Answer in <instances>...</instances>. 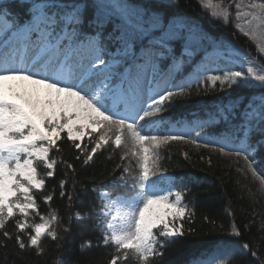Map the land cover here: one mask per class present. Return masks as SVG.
<instances>
[{
	"label": "snow or ice",
	"instance_id": "6c2138e0",
	"mask_svg": "<svg viewBox=\"0 0 264 264\" xmlns=\"http://www.w3.org/2000/svg\"><path fill=\"white\" fill-rule=\"evenodd\" d=\"M176 2L19 0L21 13L12 11V0L0 3V249L7 250L12 242L18 251L30 249L39 256L43 238H59V216L55 211L41 215L34 192L45 188L38 165L48 178L55 176L58 161L50 153L59 151L62 134L83 155L84 164L106 146L119 150L126 139L131 144L119 157L122 171L115 181L128 191L113 197L105 186L97 192L104 201L96 213L104 228L101 242L114 249L108 264L129 258L136 264H157L166 243L185 234L182 221L195 215L160 163V149L172 142L200 146L201 138L209 137L203 147L237 165L243 161L238 173L258 182L256 192H249L264 197L259 168L264 164V64L215 39L205 23L179 12ZM200 3L206 11L211 8L210 19L234 22L264 57V0ZM199 54L206 60L190 78L177 81L173 71ZM234 66L242 70H231ZM217 86L220 91L233 86L258 91L237 93L229 102L201 109L195 119L177 121L180 134H143L145 125L154 130L163 123L161 114L176 99ZM146 88L152 95H145ZM86 137L87 146L82 143ZM62 162L75 173L72 163ZM164 181L167 190L160 187ZM67 184L61 179L58 187L60 196L71 202ZM43 200L50 203L53 195ZM153 206L160 211H151ZM33 214L39 223L30 222ZM74 216L85 219L79 212ZM10 221L14 232L7 230ZM64 231L70 232V226ZM232 232L241 235L235 227ZM91 246L90 241L82 245ZM238 252L257 257L248 242L225 243L192 264H233Z\"/></svg>",
	"mask_w": 264,
	"mask_h": 264
},
{
	"label": "trees",
	"instance_id": "16d2710c",
	"mask_svg": "<svg viewBox=\"0 0 264 264\" xmlns=\"http://www.w3.org/2000/svg\"><path fill=\"white\" fill-rule=\"evenodd\" d=\"M219 2L220 0H210L211 4ZM242 3L247 5L249 0H242ZM11 7L14 13L22 12L19 0H12ZM176 8L184 15L205 23L215 39L230 42L264 64V57L258 55L256 42L241 34L234 22L225 24L220 20L210 19L211 8L204 10L200 0H177ZM254 91L258 90L243 86H233L226 91H220L218 86L216 89L203 88L199 90V94L193 92L189 97L176 99L166 108V112H184L200 101H230L237 93L244 96L251 95ZM62 135L65 138L58 141L59 151L53 150L50 153L58 161L55 176L48 178L47 170L38 165L40 177L45 179V188L38 193L34 192L41 215L47 216L55 211L59 216L60 219L55 224L59 238L55 241L50 237L43 238L41 247L44 252L39 256L30 249L20 252L9 242L7 250L0 249V264H108L111 259L114 249L102 244L101 228L97 224L96 213L102 206L97 192L108 187L109 181L120 177L122 169H118L117 165L121 164L119 157L123 154L124 147L114 150L111 145L106 146L98 150L92 161L84 164L83 155L66 139V134ZM255 139L256 136H253V141ZM82 143L89 145L87 137ZM185 152L188 153L187 159ZM160 155V163L164 169L186 178L185 196L189 201V209L195 215L182 221L185 234L166 243L165 249H162L164 255L158 259L157 264H182L184 260L213 245H239L244 242L251 245L252 250L257 252V257L238 252L233 264H259L264 261V197L251 194L256 192L258 182H253L250 175L245 178L238 173V167L243 165V161L237 165L233 158L224 156L211 147L186 142H172L160 149ZM77 156L81 159L77 160ZM209 159L211 164L208 163ZM62 161L72 163L75 173L66 169ZM259 168L261 175H264V164L259 165ZM61 179L68 181L65 191L73 195L71 202L67 196H60L58 185ZM48 194L53 195V200L45 203L43 197ZM76 212L85 216V219L77 221L74 216ZM205 217L208 219H204ZM30 222L39 223V217L33 214ZM69 226L71 231L66 233L64 229ZM233 227L240 231V236L233 234ZM189 228L193 229L190 233L187 231ZM7 230L14 232V222L7 224ZM86 241H90L92 246L82 247ZM122 264L136 262L134 258H129Z\"/></svg>",
	"mask_w": 264,
	"mask_h": 264
},
{
	"label": "rangeland",
	"instance_id": "374dc122",
	"mask_svg": "<svg viewBox=\"0 0 264 264\" xmlns=\"http://www.w3.org/2000/svg\"><path fill=\"white\" fill-rule=\"evenodd\" d=\"M127 143V142H126ZM128 144V143H127ZM125 148L126 149H129L130 148V146L129 145H125ZM116 194H118V193H116ZM174 198V197H173ZM183 205H185L186 206V202L183 200ZM187 205H188V203H187ZM151 211H153V212H156V211H160V209L157 207V206H153V209L151 210ZM211 248V247H210Z\"/></svg>",
	"mask_w": 264,
	"mask_h": 264
}]
</instances>
